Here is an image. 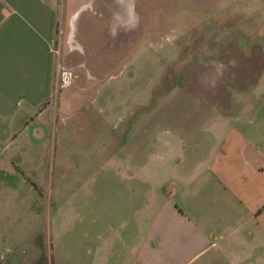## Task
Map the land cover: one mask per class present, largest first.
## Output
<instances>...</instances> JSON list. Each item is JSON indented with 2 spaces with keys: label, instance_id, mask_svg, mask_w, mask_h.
Returning a JSON list of instances; mask_svg holds the SVG:
<instances>
[{
  "label": "rangeland",
  "instance_id": "obj_1",
  "mask_svg": "<svg viewBox=\"0 0 264 264\" xmlns=\"http://www.w3.org/2000/svg\"><path fill=\"white\" fill-rule=\"evenodd\" d=\"M135 15L136 45L100 46L106 63L96 64L82 59L80 33L64 31L60 12L52 92L29 113L34 124L0 145V264H103L113 248L102 237L128 208H102L100 191L135 187L137 217L148 216L152 188L168 173L160 141L209 120L195 88L228 66L232 76L234 56L244 57L252 87L264 0H137Z\"/></svg>",
  "mask_w": 264,
  "mask_h": 264
},
{
  "label": "crops",
  "instance_id": "obj_2",
  "mask_svg": "<svg viewBox=\"0 0 264 264\" xmlns=\"http://www.w3.org/2000/svg\"><path fill=\"white\" fill-rule=\"evenodd\" d=\"M136 4L63 0L59 11L58 0H0V145L14 129L34 124L29 113L52 92L60 12L64 31L80 33L82 59L100 64L106 63L100 46L136 45ZM243 59L233 57L240 66L232 76L228 66L207 88H195L209 108L208 121L160 141L168 173L152 188L148 216L137 217L135 187L100 191L102 208L118 202L128 208L127 216L111 220L113 234L102 237L103 248H113L103 264H264V58L255 62L250 90Z\"/></svg>",
  "mask_w": 264,
  "mask_h": 264
},
{
  "label": "built area",
  "instance_id": "obj_3",
  "mask_svg": "<svg viewBox=\"0 0 264 264\" xmlns=\"http://www.w3.org/2000/svg\"><path fill=\"white\" fill-rule=\"evenodd\" d=\"M51 51H52V53H54L52 49H51ZM58 78H59L60 83L62 85H65L69 81L70 72L68 70L61 69L58 71Z\"/></svg>",
  "mask_w": 264,
  "mask_h": 264
}]
</instances>
